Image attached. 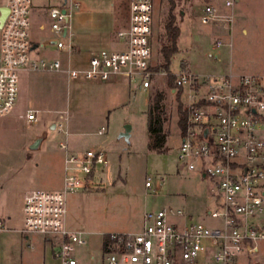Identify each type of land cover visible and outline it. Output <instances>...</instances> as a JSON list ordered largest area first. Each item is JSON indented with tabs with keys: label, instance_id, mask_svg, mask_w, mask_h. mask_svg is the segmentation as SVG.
<instances>
[{
	"label": "rangeland",
	"instance_id": "1",
	"mask_svg": "<svg viewBox=\"0 0 264 264\" xmlns=\"http://www.w3.org/2000/svg\"><path fill=\"white\" fill-rule=\"evenodd\" d=\"M78 9L68 11V34L81 56L110 47L116 29L126 20L125 0H76ZM175 24L180 29L178 52L171 58L169 71L179 75L187 70L196 75L226 76L234 73H264V0H241L235 7L230 36L218 25H203L200 7L211 0H173ZM169 0H155L153 10L152 65L159 66L157 36L164 33L162 23L169 13ZM0 0V7L7 6ZM55 38L67 39L34 27L31 39L43 45V56L63 58L49 45ZM218 38L224 41L215 49ZM77 54L72 60L77 61ZM82 58V57H81ZM184 66V67H183ZM167 78H157L149 90L133 89L127 83L94 84L68 82L65 74L21 72L15 110L0 118V264H58L51 247L38 234L28 239L23 228V199L34 190L58 191L61 188L60 144L67 140L70 151L101 150L107 164L102 176L88 189L67 196L66 225L85 233V245L76 255L79 264H107L102 261L103 235L137 232L146 212L181 210L189 221L212 227L217 221L207 215L213 208V182L204 178L201 165L195 169L178 159L180 131L176 96L186 110L189 92H170ZM157 88L167 94L170 105L167 153L148 151L146 108L148 97ZM193 95V94H190ZM198 98V96H196ZM27 110H37L38 119L29 124ZM67 112V118H66ZM60 116L63 119H60ZM62 124L64 133L51 130ZM128 127V137L125 136ZM105 129L102 135L97 132ZM46 135L36 150L30 146L38 136ZM146 182L150 187L145 186ZM94 258V259H92ZM198 264H204L199 259ZM247 264H264V241L259 252Z\"/></svg>",
	"mask_w": 264,
	"mask_h": 264
},
{
	"label": "built area",
	"instance_id": "2",
	"mask_svg": "<svg viewBox=\"0 0 264 264\" xmlns=\"http://www.w3.org/2000/svg\"><path fill=\"white\" fill-rule=\"evenodd\" d=\"M241 0H211L200 7L203 25H218L230 36L235 7ZM7 14L0 28V118L16 108L21 72L63 73L68 82L127 83L149 90L157 78L173 77L175 89L189 92L185 129L180 133L179 161L188 170L201 165L210 179L213 208L207 215L217 221L209 227L189 221L181 210L146 212L137 232L103 235L102 261L107 264H247L264 241V73L230 71L226 76L196 75L187 70L173 75L153 66V10L155 0H125L126 20L116 29L110 47L89 53L85 63L73 62L80 53L68 34V11L78 9L76 0H7ZM34 27L48 29L67 39L52 38L48 44L62 60L43 56L44 48L31 39ZM218 38L214 48L222 47ZM77 56V55H76ZM193 94V95H190ZM198 96V98H196ZM39 112L27 110L24 119L33 124ZM67 118V112H66ZM60 119H63L60 116ZM55 130L64 133L62 124ZM208 130L210 141L203 138ZM104 128L98 130L102 135ZM62 184L58 191L34 190L23 199V228L41 235L58 264H79L76 255L85 245L82 231L66 225L67 196L88 189L107 158L101 150L70 151L67 140L59 146ZM145 186L150 187L146 182ZM0 223V232H3Z\"/></svg>",
	"mask_w": 264,
	"mask_h": 264
},
{
	"label": "trees",
	"instance_id": "3",
	"mask_svg": "<svg viewBox=\"0 0 264 264\" xmlns=\"http://www.w3.org/2000/svg\"><path fill=\"white\" fill-rule=\"evenodd\" d=\"M169 13L162 23L164 33L157 36L159 44L158 53L161 58V64L157 67L169 70L171 58L178 52V39L180 36V29L175 24V16L173 11L176 4L173 0H169ZM184 67V66H183ZM166 87L171 92L174 87L173 77H168ZM178 121L177 126L180 133L185 129L186 110L180 102V95L176 96ZM147 131L149 152L164 154L169 148L167 141L169 131L167 130L170 121V105L167 103V94L162 88H157L148 97L147 108Z\"/></svg>",
	"mask_w": 264,
	"mask_h": 264
},
{
	"label": "water",
	"instance_id": "4",
	"mask_svg": "<svg viewBox=\"0 0 264 264\" xmlns=\"http://www.w3.org/2000/svg\"><path fill=\"white\" fill-rule=\"evenodd\" d=\"M6 14H7V9L4 8V7H0V28L4 22V19L6 17ZM51 130H55V126L54 124L51 125L50 127ZM128 127L126 128V133H125V136L128 137ZM203 138L207 141H210L209 137H208V130L205 129L203 131ZM46 138V135H43V136H38L35 138V140L33 141L32 145L30 146V149L31 150H36L39 148L41 142Z\"/></svg>",
	"mask_w": 264,
	"mask_h": 264
},
{
	"label": "crops",
	"instance_id": "5",
	"mask_svg": "<svg viewBox=\"0 0 264 264\" xmlns=\"http://www.w3.org/2000/svg\"><path fill=\"white\" fill-rule=\"evenodd\" d=\"M81 54V52L80 53H78L77 54V61H79L80 63H85L86 61H87V59H88V57H89V53L88 54H86L85 55V57L84 56H81L80 55ZM82 57V58H81ZM62 157H63V154H62V152H61V172H62ZM61 184H62V176H61ZM26 239V238H25ZM28 239V238H27ZM26 239V240H27ZM92 259H94V258H92ZM90 264H92V263H90Z\"/></svg>",
	"mask_w": 264,
	"mask_h": 264
}]
</instances>
